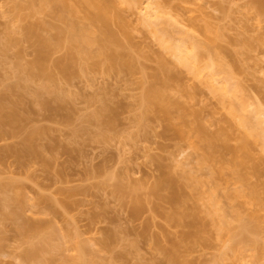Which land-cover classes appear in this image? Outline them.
<instances>
[{
  "label": "rangeland",
  "instance_id": "obj_1",
  "mask_svg": "<svg viewBox=\"0 0 264 264\" xmlns=\"http://www.w3.org/2000/svg\"><path fill=\"white\" fill-rule=\"evenodd\" d=\"M70 3L0 0V264H264V1Z\"/></svg>",
  "mask_w": 264,
  "mask_h": 264
},
{
  "label": "bare ground",
  "instance_id": "obj_2",
  "mask_svg": "<svg viewBox=\"0 0 264 264\" xmlns=\"http://www.w3.org/2000/svg\"><path fill=\"white\" fill-rule=\"evenodd\" d=\"M48 0H40V2L41 3H46ZM258 1H260V0H258ZM264 1V0H263ZM59 2L61 3V5H62V7H63V9H64V11H65V13H66V16H65V18H70L73 14H75L76 12H75V8L71 5V3H70V0H59ZM259 4H260V2H259ZM261 8H262V5H261ZM101 18H105V16H104V14H101L100 16H98V17H95L94 18V20H98V19H101ZM106 23V22H105ZM103 24H104V22H103ZM82 27V26H81ZM107 29H108V27H107ZM74 35H76V36H82V35H86L88 38H89V43L87 44V46H91L93 43H95L96 42V35L94 34V32H93V30H89V29H86V28H80L79 29V31L77 32H74L73 33ZM107 37H109V41L111 42L112 40H113V37L109 34ZM104 39V38H103ZM114 40H116V39H114ZM100 41H101V39H100ZM103 41H105V39L103 40ZM103 41H101V42H103ZM113 42H115V41H113ZM42 45L46 48V49H48L49 48V42L48 41H42ZM114 45H116L115 43H114ZM105 47V46H104ZM113 47V46H112ZM177 49H178V52H177V55H179L180 56V59H178V57H177V59L180 61H183L182 62V64L184 65V66H186V67H188V68H192V66H193V68L192 69H194L195 67V65L194 64H191L192 66H189L190 65V63L192 62V63H196L195 61V56L194 55H196L195 54V51H193V56H191L192 54H190V56H187V55H183L182 53H185V51L184 52H182L183 51V49H185V48H179V47H176ZM104 49H106V48H104ZM175 50V49H174ZM181 50V52H179ZM186 50H188V49H186ZM188 52H190V50H188ZM191 52H192V50H191ZM174 53H176V50L174 51ZM186 54V53H185ZM43 55L44 54H42L41 53V57H43ZM189 55V54H188ZM176 56V55H175ZM192 57V58H191ZM190 58V59H189ZM73 59H74V55L72 54V55H70V60L71 61H73ZM191 59H193V61H191L190 62V60ZM180 61V62H181ZM187 64V65H186ZM212 78V77H211ZM210 78V80H212ZM156 83H157V80H155V83H153L151 86H150V88H149V94L151 95V94H157L158 93V91L156 90ZM237 89V88H236ZM234 91V90H233ZM244 105V104H243ZM244 121V120H243ZM246 124V123H245ZM0 125H1V121H0ZM1 130H0V135H1Z\"/></svg>",
  "mask_w": 264,
  "mask_h": 264
}]
</instances>
